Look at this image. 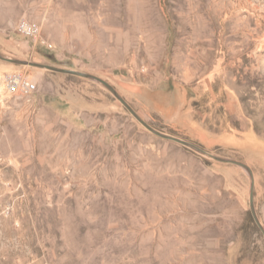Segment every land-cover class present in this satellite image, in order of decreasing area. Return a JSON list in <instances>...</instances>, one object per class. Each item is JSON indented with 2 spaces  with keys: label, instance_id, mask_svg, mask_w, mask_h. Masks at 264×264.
<instances>
[{
  "label": "rangeland",
  "instance_id": "374dc122",
  "mask_svg": "<svg viewBox=\"0 0 264 264\" xmlns=\"http://www.w3.org/2000/svg\"><path fill=\"white\" fill-rule=\"evenodd\" d=\"M0 54L98 76L157 130L245 163L264 228V156L220 142L264 144V0H0ZM15 72L39 92L10 95ZM251 183L99 82L0 59V264H264Z\"/></svg>",
  "mask_w": 264,
  "mask_h": 264
},
{
  "label": "water",
  "instance_id": "95a60500",
  "mask_svg": "<svg viewBox=\"0 0 264 264\" xmlns=\"http://www.w3.org/2000/svg\"><path fill=\"white\" fill-rule=\"evenodd\" d=\"M0 59L6 62H9L11 64H15V65H19V66H25V67H34V68H38V69H43V70H48V71H52V72H56V73H64V74H68V75H73V76H77V77H82V78H86L89 80H93L95 82H99L102 85H104L125 107L126 109L150 132H152L153 134L163 138V139H167V140H172L176 143H179L199 154H202L204 156H208L210 158H213L214 160L218 161V162H222V163H228V164H234L237 166H240L244 169H246L249 174L251 175V179H252V183H251V198H250V206H251V210H252V214L253 217L259 227V229L262 231L263 235H264V228L262 226V224L259 221V218L257 216V213L255 211V201H254V187H255V181H254V176H253V172L250 169V167L248 165H246L243 162L240 161H236L233 159H228V158H222L216 155H213L209 152H207L205 149H203L202 147L198 146L195 143H192L188 140L179 138L177 136H173L167 133H164L162 131L157 130L156 128H154L151 124L147 123L145 120H143L138 113L135 111V109L123 98L119 95V93L117 92V90L107 81L99 78L98 76L92 75V74H88V73H84L81 71H76V70H72V69H63V68H58V67H54V66H50V65H46V64H41V63H36V62H31V61H23V60H19V59H14V58H10L7 56H4L2 54H0Z\"/></svg>",
  "mask_w": 264,
  "mask_h": 264
},
{
  "label": "built area",
  "instance_id": "2783aa9c",
  "mask_svg": "<svg viewBox=\"0 0 264 264\" xmlns=\"http://www.w3.org/2000/svg\"><path fill=\"white\" fill-rule=\"evenodd\" d=\"M16 30L25 36L37 39L41 35V26L25 18L18 21ZM5 84L8 93L12 96L30 97L39 92L37 83L29 81L22 73H9L5 75Z\"/></svg>",
  "mask_w": 264,
  "mask_h": 264
},
{
  "label": "crops",
  "instance_id": "0c3cea01",
  "mask_svg": "<svg viewBox=\"0 0 264 264\" xmlns=\"http://www.w3.org/2000/svg\"><path fill=\"white\" fill-rule=\"evenodd\" d=\"M115 108L116 107L113 104H108L106 102H103L102 105L100 104V109L99 110H101L102 112L111 111L112 114L107 115V117H108V119L112 120V115H114V111H112V110H114ZM202 135H205V133H202ZM196 141H199V140H196ZM220 142L223 143V144H226V145H230V144L246 145V144H250L251 143V145H253L252 149H254L256 152H260L261 156H264V144L261 143V142H258L257 140H253L252 138L251 139L247 138V139H243V140L237 141V139L235 137L231 136V138H229V137L226 138V139L222 138Z\"/></svg>",
  "mask_w": 264,
  "mask_h": 264
},
{
  "label": "bare ground",
  "instance_id": "6f19581e",
  "mask_svg": "<svg viewBox=\"0 0 264 264\" xmlns=\"http://www.w3.org/2000/svg\"><path fill=\"white\" fill-rule=\"evenodd\" d=\"M244 169V168H243ZM244 170H246V169H244Z\"/></svg>",
  "mask_w": 264,
  "mask_h": 264
}]
</instances>
